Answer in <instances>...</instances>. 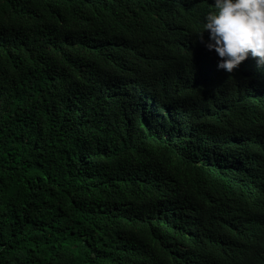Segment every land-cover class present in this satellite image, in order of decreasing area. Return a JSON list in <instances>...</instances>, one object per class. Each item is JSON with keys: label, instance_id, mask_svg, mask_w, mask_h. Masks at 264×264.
I'll use <instances>...</instances> for the list:
<instances>
[{"label": "trees", "instance_id": "trees-1", "mask_svg": "<svg viewBox=\"0 0 264 264\" xmlns=\"http://www.w3.org/2000/svg\"><path fill=\"white\" fill-rule=\"evenodd\" d=\"M213 3L0 0V264H264V64L217 68Z\"/></svg>", "mask_w": 264, "mask_h": 264}, {"label": "clouds", "instance_id": "clouds-1", "mask_svg": "<svg viewBox=\"0 0 264 264\" xmlns=\"http://www.w3.org/2000/svg\"><path fill=\"white\" fill-rule=\"evenodd\" d=\"M212 5L199 38L219 57L217 68L230 73L249 56L264 64V0H214Z\"/></svg>", "mask_w": 264, "mask_h": 264}]
</instances>
